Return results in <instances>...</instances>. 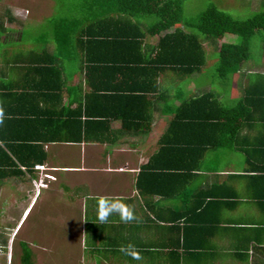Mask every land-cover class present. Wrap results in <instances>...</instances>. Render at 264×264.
I'll use <instances>...</instances> for the list:
<instances>
[{"label":"trees","instance_id":"16d2710c","mask_svg":"<svg viewBox=\"0 0 264 264\" xmlns=\"http://www.w3.org/2000/svg\"><path fill=\"white\" fill-rule=\"evenodd\" d=\"M70 1L72 15L67 10L50 20L35 45L18 52L25 84L0 88V181L33 176L48 158V144H105L149 134L160 112L167 125L141 170L142 194L178 202L172 226L189 235L173 244L170 264H206L215 237L210 226H223L224 208L253 193L264 211V73L238 83L243 95L233 105L221 92L185 86L207 64L198 34L219 42L237 36L238 43L221 44L216 68L222 83L233 84L252 58V39L262 35L264 44V10L241 20L210 2L193 19L184 16V0ZM151 17L153 23H143ZM233 154L242 159L231 177L251 180L247 193L223 179L196 187L201 175L224 173L229 162L236 167ZM196 234L198 242L191 239ZM255 239L264 250V239ZM234 246L238 256L250 251L248 242ZM21 264H33L27 244Z\"/></svg>","mask_w":264,"mask_h":264},{"label":"crops","instance_id":"0c3cea01","mask_svg":"<svg viewBox=\"0 0 264 264\" xmlns=\"http://www.w3.org/2000/svg\"><path fill=\"white\" fill-rule=\"evenodd\" d=\"M72 3L70 0H0V88L25 84L27 68L20 63L22 55L17 54H25L32 48L24 43L29 24L45 27L50 20H58L71 10ZM68 15H72V10ZM49 49L53 50V45H49ZM166 125V115L159 112L149 134L123 135L114 143L105 144H48V158L44 165L37 167L33 176L4 179L0 181V188L14 180L27 190L29 204L22 218L34 203L29 186H36L37 194L41 191L40 198L59 201L57 208L50 209L44 218L50 220L47 224H52L53 229L59 230V226L62 228L65 223L64 229L76 230V234L69 238L76 236L70 243L78 242L82 264H170L173 244L178 243L179 237L183 244L185 236L189 235L172 226V219L176 217L173 208L178 207V202L164 199L159 194H142L140 186L141 170L156 152ZM113 127L117 131L120 122H115ZM232 164H227L224 173L201 175L196 179V187L204 188L223 179L230 181V185L242 190L243 194L247 193V184L251 187V180L232 178L240 171ZM252 194L249 198L242 196L236 208H224L220 215L223 226L217 223V230L210 226L215 237L206 264H264L263 247L259 248L255 239H264V211ZM60 202H66L63 213ZM112 207L119 210L112 211L102 223L99 219L101 213ZM210 211L212 221H216L219 217L217 210ZM129 215L131 218H126ZM3 226L0 225V230H12L8 225ZM191 239L198 242V234ZM238 241L242 244L248 242V255H237L234 245ZM161 247L165 250L162 251ZM11 257L12 250H6L0 240V264L5 260L9 262Z\"/></svg>","mask_w":264,"mask_h":264},{"label":"rangeland","instance_id":"374dc122","mask_svg":"<svg viewBox=\"0 0 264 264\" xmlns=\"http://www.w3.org/2000/svg\"><path fill=\"white\" fill-rule=\"evenodd\" d=\"M210 2L234 18L241 20L247 19L253 13L264 10V0H184V16L186 18H196ZM16 6L20 7V5ZM142 21L148 25L153 23L155 18H146ZM47 24L48 22L46 26ZM44 31L46 30L41 25L36 23L29 24L24 36V43L26 45L29 44V46L35 45V40L43 36ZM198 35L206 48L207 64L204 70L194 75L185 87L193 93H195L194 91L201 92L204 90L221 92L224 103L233 105V102L243 95V90L239 89L238 83L245 85L248 79L250 80L251 78H248L250 76L248 75L249 73H264V44L261 40L263 36L259 35L252 39V58L243 65L242 73L234 77L233 84L232 82L230 84L225 81L222 83L216 76L219 49L223 42L238 43L239 39L237 36L227 35L222 42H219L200 34ZM213 156L214 154H210L208 157L210 161H216ZM231 156L236 168L240 169L241 161L239 164L238 158H241V155L233 154ZM29 188L34 194L31 197L32 200L34 199V203L24 218H22L23 212L29 204V199H27L29 195L26 194L27 190L20 182L14 180L8 186L0 188V225L1 227L8 225V227L12 228V230H0L2 246L6 250L8 248L12 250L11 259L9 262L5 260L4 264H21L24 244H27L33 252V264H82L78 255L80 254L78 242L70 243V241L75 240L76 236L72 238L73 240L69 238L76 234V230L69 231L66 228L64 229L65 223H62V228L59 226V230L53 229L52 224H47L50 220L44 218L48 212L50 213V209L57 208L59 201L56 199L52 201L50 197L40 198L41 191L37 194L38 189L36 186H29ZM48 199L49 201H47ZM59 204L61 213H63L67 207L66 202H60ZM6 221L8 222L6 223ZM9 238H11L10 242Z\"/></svg>","mask_w":264,"mask_h":264},{"label":"clouds","instance_id":"9594fccd","mask_svg":"<svg viewBox=\"0 0 264 264\" xmlns=\"http://www.w3.org/2000/svg\"><path fill=\"white\" fill-rule=\"evenodd\" d=\"M105 207H107V205H105ZM118 210H119L118 207H112V208H109L108 211L101 213V215H100V217H99L100 221L103 223L104 221L107 220L108 216L110 215V213H111L112 211H118ZM126 218H131V217H130V215H129V216L126 217Z\"/></svg>","mask_w":264,"mask_h":264}]
</instances>
